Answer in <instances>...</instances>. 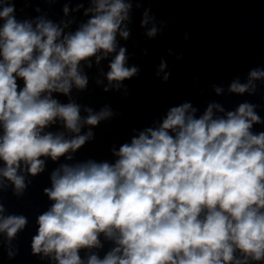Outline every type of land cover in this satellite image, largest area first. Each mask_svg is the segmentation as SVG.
<instances>
[{"label":"clouds","instance_id":"obj_1","mask_svg":"<svg viewBox=\"0 0 264 264\" xmlns=\"http://www.w3.org/2000/svg\"><path fill=\"white\" fill-rule=\"evenodd\" d=\"M93 3L87 11L94 16L74 34H63L50 21L40 20L35 28L18 21L14 3L0 0V176L17 194L26 187L18 175L22 163L38 175L44 170L40 157L57 161L75 152L93 136L91 131L80 135L82 126L95 127L112 115L86 108L88 116L81 118L80 105L53 98V93L69 96L73 87L84 90L88 78L81 61L95 57L99 62L114 52L118 30L122 38L129 36L121 23L131 3ZM144 17L142 25L148 23L147 12ZM156 32L153 27L148 35ZM125 53L120 48L110 63L109 83L137 73L125 66ZM249 77L246 84L234 81L229 91L254 90L252 81L264 78V71L253 70ZM254 107L243 103L226 118H213L214 108L224 110L210 104L196 118V109L184 103L171 108L159 128L146 129L114 151V164L61 165L52 173V187L44 189L55 203L37 218L33 253L54 254L57 264L264 261V132L251 131L261 122ZM57 120L76 135L65 139L63 133L44 131ZM26 223L23 216L0 217V232L11 240ZM101 233L115 246L103 258L93 253L85 262L80 250L101 248Z\"/></svg>","mask_w":264,"mask_h":264}]
</instances>
